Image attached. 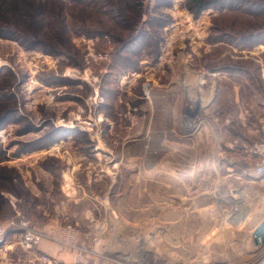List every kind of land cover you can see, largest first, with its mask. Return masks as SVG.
Segmentation results:
<instances>
[{"label": "rangeland", "instance_id": "rangeland-1", "mask_svg": "<svg viewBox=\"0 0 264 264\" xmlns=\"http://www.w3.org/2000/svg\"><path fill=\"white\" fill-rule=\"evenodd\" d=\"M99 1L0 0V29L40 43L0 35L15 95L0 101V184L24 215L0 223L22 239L21 221L72 226L74 248L116 264H264L262 188L245 176L259 159L242 150L264 140V0L197 16L190 0ZM22 239L0 243V264H54Z\"/></svg>", "mask_w": 264, "mask_h": 264}, {"label": "crops", "instance_id": "crops-1", "mask_svg": "<svg viewBox=\"0 0 264 264\" xmlns=\"http://www.w3.org/2000/svg\"><path fill=\"white\" fill-rule=\"evenodd\" d=\"M264 130V129H263ZM242 150L244 152V154L249 158L252 159L253 157H255L254 155L249 154L248 152H246L245 149ZM240 167V166H239ZM239 167L237 166V170L236 171H241L239 170ZM245 171V170H243ZM245 176H249L248 179L257 182L258 184L261 185L262 188V197L264 198V175L261 176L260 178H256V177H252L250 175H248V173H246ZM69 181H66V184ZM67 186V185H66ZM65 186V187H66ZM70 187H72L74 189L77 188V184H73L71 183ZM4 193V192H3ZM5 196L9 197V206H10V212L8 213H1L0 215V220L1 219H5L8 217V219L11 217V215H14L13 210L15 209L16 213L19 214V211L16 209V198L10 194V193H4ZM73 198V197H70ZM61 206L59 205L58 208H60ZM65 209V207H63ZM62 210V209H61ZM62 212V211H61ZM62 214H68L67 211H65V213L62 212ZM10 215V216H8ZM59 215L57 214L54 218L48 219V223H45V225L43 226L44 230L46 231H51V229L60 226L61 224H59ZM264 212L261 216V218L263 217ZM15 219V217H14ZM261 220V219H260ZM20 239H22L21 233L19 231V228L16 226H13L12 229L9 230L7 237L4 239V243H8L7 250H11V249H18L19 247V241H21ZM5 245V244H4ZM81 247L78 248H74V247H67L66 245H60L56 242H53L51 240L48 239H42L39 243H37V245L34 247V252L35 253H40V254H47L49 255V257L53 258V263L54 264H116L108 259L103 258V256H101V253H99V249H97L96 246H94L93 248L91 247V245L89 244V246H87L85 244V241L82 240V243H80ZM86 246V247H85ZM88 247V248H87ZM102 258V259H101Z\"/></svg>", "mask_w": 264, "mask_h": 264}, {"label": "trees", "instance_id": "trees-1", "mask_svg": "<svg viewBox=\"0 0 264 264\" xmlns=\"http://www.w3.org/2000/svg\"><path fill=\"white\" fill-rule=\"evenodd\" d=\"M70 1L74 2L75 4L76 3H79V4H84V3L88 4L89 3V4H93L94 6L99 5L98 3L100 2L99 0H70ZM208 2H209L208 0H190L189 4H188V8H189V10H191L193 12V14L195 16H197L207 7V4H208V6H213L215 8L233 7V5L235 3H237V2H239V1L234 0V1L230 2V0H214V1H210L209 3ZM128 3L129 4L130 3H134V4H139L140 5L142 3V0L141 1H139V0H128ZM251 5L253 6V8H254V6H257L255 3H252ZM21 9H22L21 7H17V8H15V11L18 14V17L23 20V19L27 18L29 13H26L25 11H23ZM258 10H259V12L260 11L264 12L263 8L258 9ZM29 16H34V15H29ZM118 16H119L118 18H120L119 19L120 21H118L119 23L123 22V24H126L129 21H131L129 18H127V16H124V15H118ZM129 25H131V24H129ZM129 25H124V27L125 28L129 27ZM129 29H132V28L129 27ZM139 29H140V27L136 28V31H135L136 35H134V33H133L131 36H129V38L124 39V41H120L124 47H125V45H130V44L134 43L137 40V38H141L142 37L141 34L143 32L142 33L139 32ZM88 32H93V31H88ZM103 32L104 31H102L101 33L104 34ZM105 34H107V33H105ZM0 35L15 38V39L19 40L20 43H22V44L27 43V45H28L31 42H32L33 45L34 44H40L38 41H33V39H30V37H27L26 34L21 33V31L18 30L17 28H13L12 29V27L8 28L7 26L1 27ZM253 36L254 35H252L251 37H253ZM114 39L118 41V39H116V38H114ZM10 75H12V74L10 73V71L7 70V68L2 67L0 69V79L1 78H6V77H8ZM14 97H15V95L11 91L5 90L4 88L0 87V101H2V100H13ZM16 110H18V109H16ZM9 112L11 113V109L7 110L6 113H4L3 115H0V127L3 126L5 123H7L6 122L7 118H8L7 115L9 114ZM2 178H5L8 181L10 180V177H8V176L2 177ZM3 192L4 193H10V194L14 193L11 189H8L3 183L0 184V214L1 213L3 214V213H7V212L9 213L10 212V210H9L10 209L9 197L5 196ZM25 206H26V203H25ZM17 207H20V204L17 203ZM13 213H14L15 219L17 221L20 218L24 217V215H22L23 213H21L20 216L16 215L15 209L13 210ZM15 226H17V225H15Z\"/></svg>", "mask_w": 264, "mask_h": 264}, {"label": "built area", "instance_id": "built-area-1", "mask_svg": "<svg viewBox=\"0 0 264 264\" xmlns=\"http://www.w3.org/2000/svg\"><path fill=\"white\" fill-rule=\"evenodd\" d=\"M246 152L254 155L259 161L256 166L248 171V175L252 177H261L264 175V140L255 142L253 145L245 146ZM20 227L24 229V235L22 239V245L29 246L37 243L42 237L49 236L52 240L70 247L78 246L79 232L72 226H67L61 229L55 230L52 234L44 233L43 231L30 229L26 222L21 221ZM11 229V224L0 223V242L4 240L8 231ZM43 258L48 259L46 255Z\"/></svg>", "mask_w": 264, "mask_h": 264}, {"label": "water", "instance_id": "water-1", "mask_svg": "<svg viewBox=\"0 0 264 264\" xmlns=\"http://www.w3.org/2000/svg\"><path fill=\"white\" fill-rule=\"evenodd\" d=\"M251 239L255 245L264 246V215L251 231Z\"/></svg>", "mask_w": 264, "mask_h": 264}]
</instances>
